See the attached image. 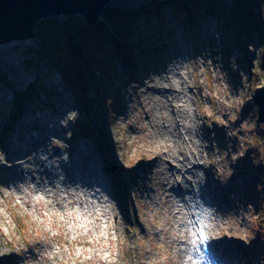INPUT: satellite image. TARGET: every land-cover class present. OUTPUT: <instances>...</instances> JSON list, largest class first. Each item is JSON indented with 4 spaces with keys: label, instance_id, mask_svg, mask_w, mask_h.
<instances>
[{
    "label": "rangeland",
    "instance_id": "1",
    "mask_svg": "<svg viewBox=\"0 0 264 264\" xmlns=\"http://www.w3.org/2000/svg\"><path fill=\"white\" fill-rule=\"evenodd\" d=\"M185 1L178 9L167 0L111 2L106 9L119 12L120 19L111 20L110 31L124 29L127 48L121 50L115 37L113 59L100 64L109 74L97 80L101 91L94 101L80 92L79 98L72 96L71 87L34 53L39 46L35 36L0 44V264H80L77 252L67 254L69 248L88 250L95 241L87 236V245L81 238L72 242L76 233L61 228L63 216L50 197L51 186L43 198L39 190L30 191L31 182L17 178L19 170H4V158L20 155V150L13 153L20 145L28 148L27 156L56 149L63 164V148L89 146L88 166L95 175L105 174L111 188L103 179L95 187L111 198L101 217L110 224V241L103 240L101 247L111 248L107 253L118 264H210L201 251L199 226L224 264H264V124L258 122L252 100L254 88L264 84V0L251 2V11L262 16L256 22L262 33L253 30L255 21L242 24L239 15L245 13L239 6L244 0H222L219 16L210 15V6L201 2L194 13ZM77 16L84 25L85 19ZM164 23L179 36L167 49ZM125 54L137 66L132 68ZM91 67L99 75V66ZM176 67L178 78L172 74ZM166 76L183 93V80L196 86L193 91L202 90L205 99L198 101L193 92L173 94L175 100L187 99L185 109L195 117L184 113L183 122L168 120L175 104L166 102L167 94L158 87L166 85ZM20 96L24 98L17 104ZM27 107L35 115L47 113V122H19ZM22 123L32 138L20 135L14 142L13 130ZM183 123L198 129L207 145L204 160L193 156H198L193 143H181L177 131ZM187 133L185 138L194 134ZM202 161L209 168L205 198L198 192L203 184L196 174L204 176L200 167L190 173L182 169ZM176 173L187 177L174 183ZM34 198L43 207L26 204ZM60 202L64 206L66 199Z\"/></svg>",
    "mask_w": 264,
    "mask_h": 264
},
{
    "label": "bare ground",
    "instance_id": "2",
    "mask_svg": "<svg viewBox=\"0 0 264 264\" xmlns=\"http://www.w3.org/2000/svg\"><path fill=\"white\" fill-rule=\"evenodd\" d=\"M171 19V18H170ZM166 28L163 29L162 36L166 39L164 42L167 44V46L164 49H167L169 46H175L176 41L179 38L178 34L172 31V28L166 26L167 24H163ZM169 45V46H168ZM164 54V52H162ZM177 63V61H176ZM178 67L173 69L172 74L174 77H179V71L177 70ZM171 72V70H170ZM159 79L162 80V78L158 75ZM165 84H160L158 86L161 88L167 95L165 96L166 102L168 103H174L175 107L173 106V112L172 114H169L168 120H172L174 122L177 121V119L181 120L183 122V115L184 113H189L185 109V103L184 98L181 100L180 98H176L174 92L177 90V87H174V85L171 84V80L168 76L164 78ZM183 82L186 84L187 92H182V90L178 89L177 93L181 92V96L188 95L189 92H193L194 96L196 97L195 100H199V97L204 100L205 95L201 93L202 90H199V93L192 90V88H196L195 85L189 84L188 81ZM184 87V86H183ZM156 91V90H155ZM219 94V93H218ZM170 96V99L167 97ZM190 99L189 101H193L190 96L187 97ZM220 100V96L217 98ZM185 100H187L185 98ZM177 101H181L180 104L177 103ZM153 109V108H151ZM176 112L178 113L176 115ZM161 116H163L162 113H160ZM189 115L195 117L193 113H189ZM49 116H47V113H40L39 115L32 114L31 107L25 108L23 111V114L21 118L19 119V122L29 123L33 121H38L43 123L44 121L47 122ZM178 117V118H177ZM45 119V120H44ZM52 121V120H49ZM23 123L19 126H16L13 130V136L12 140L14 139V142L17 138L20 137V135H25L24 138L26 140H30L32 137L29 132L23 131ZM182 125V128H181ZM179 125L177 133L180 135L181 143H187L190 145L193 143L194 147L198 149V156L194 154L193 156L197 161L204 160V150L207 148V145L204 144L203 141H201V135L198 132V129L195 128L194 125L186 126L184 123ZM165 127H167L165 125ZM182 129H184V132H182ZM194 132L193 136L185 138L183 135L188 134L187 132ZM191 130V131H190ZM40 137V135H38ZM192 137H195L194 140ZM207 138V137H206ZM211 138V136H208V139ZM11 140H9V143ZM30 142V141H28ZM229 142V141H228ZM88 145H85L84 147H76V149H71V147L63 148L65 152L66 162L67 164L61 163V157L58 156V151L56 149H43V152L41 155H38L35 153V155L27 156L26 153L28 151V148L24 145H20L17 148L13 150V153H15L17 150L22 151L20 155L13 154L6 158H4V161L2 163V166L4 170L11 172L12 169L16 168L18 171V175H20V180H28V182H31L32 186L29 187L30 191L39 190L40 193L44 195L43 198L49 196L47 194L48 188L47 186H51V188L54 190L52 191V194L50 193V197H53L56 201L55 204L58 206V210L61 212V215L63 216V220L60 222L61 228L65 229L68 232L76 233V237L72 239V242L74 240H78L81 238L83 243L87 245V236H93L95 238V241L92 242L90 245L91 248L88 250H85L84 248L73 249L72 247L69 248L70 252L67 254H72L74 252L76 253V256L78 259H82V263L80 264H118V260L113 259V256L111 252H108L111 248L108 247H101L102 241H110L109 237V231L110 230V224H107V220H101L105 215L107 214V211L110 207V200L111 198L109 196L102 195L96 191V185L98 184L97 181H100V179L104 181L106 184L107 189H110V183L108 182V178L105 174L101 173L100 175H95L93 170L91 169L92 166H88V162L86 161L88 156V152H90L88 149ZM203 148V149H202ZM71 150L74 151L75 156L72 155ZM87 150V151H85ZM193 152V151H192ZM195 153V152H194ZM78 157L79 162H76L75 165L73 164L74 158ZM30 158V160H29ZM49 160L46 162V160ZM38 165V166H35ZM196 167H200V170L203 171V177L200 174H196V178L198 179V182H202V186H200V189L198 192L199 195L202 196V198L208 197V191L207 188L209 187V184L207 183V172L208 167L205 162H198L196 165L191 166V168L188 166H184V171H187L190 173L192 170H194ZM60 169L57 171V169ZM90 168V169H89ZM25 173V175H24ZM196 172H194L195 174ZM172 174V173H171ZM39 176V180L37 179ZM187 177V175H186ZM183 175H176L173 174L171 177L174 183H180L182 179L186 178ZM182 178V179H181ZM16 192H20V190H17ZM64 193V194H63ZM199 196V197H200ZM65 198L66 203L64 206H62L61 199ZM172 200V199H171ZM109 203V207H108ZM26 204L29 206H40L43 207V204L41 203L39 198H34L33 200H27ZM178 205V203H175ZM199 203H196L195 207L197 208ZM107 205V206H105ZM116 206L115 204H113ZM37 208V212L40 216L43 217V222H47L49 220V217L44 216L41 214L39 209ZM102 217V218H101ZM101 220V221H99ZM201 221V219H197ZM67 221V222H66ZM66 225L69 226L66 227ZM102 233V234H101ZM109 244V243H108ZM215 245L213 244L212 247ZM215 248V247H214ZM217 253H219L218 249H215ZM60 254L62 253V250L59 251ZM224 256L225 254L222 253ZM230 257V256H229ZM223 258V257H222ZM138 264H145L144 262H138Z\"/></svg>",
    "mask_w": 264,
    "mask_h": 264
},
{
    "label": "trees",
    "instance_id": "3",
    "mask_svg": "<svg viewBox=\"0 0 264 264\" xmlns=\"http://www.w3.org/2000/svg\"><path fill=\"white\" fill-rule=\"evenodd\" d=\"M167 1L170 3L173 9L183 7L181 0ZM192 1L195 4L190 5L191 0H186L184 5L187 3L190 11L194 13H196L195 10L199 7V2H201L203 5L207 4V7L210 6V11L212 12L210 15L212 16H219L223 12L221 11L222 5L220 4L222 3V0ZM251 2L252 0H244V2L242 1L240 3L239 8L243 9L244 13L247 15L241 14L239 15V18L245 27L246 25L255 21L254 24L257 28L253 27V30L257 29L258 31L256 33H262L263 29L260 30L259 28L261 24H257L258 22H261L259 21V17L262 16H256V14L253 13L254 11H251ZM118 14L119 12L117 13L112 8L105 9L102 15L103 20H100L94 27L89 26L86 23L81 25L79 22L80 18L77 15L46 17L35 23L36 26L34 28V35L39 46L35 49L34 53L40 56V58L43 59L47 64L51 65L61 76L67 86L71 87L72 96L74 98H79L80 93H82L88 99H91V101H94L96 97H99L101 84H97V80L107 79V74L109 73H107L105 67L102 66L104 62L108 63L107 61H111L113 59L115 48L112 47V42L115 40V37L117 41H120V44L123 45L121 50L127 48V45L124 44V42L127 41L126 31L121 29V27H116L117 30L114 33L113 31H110L111 20L120 19ZM207 14L209 13L207 12ZM263 18L264 17H262V19ZM249 30L253 32L252 29ZM252 32L251 34H253ZM86 33L88 36L84 37ZM78 36H82L84 43H80ZM92 43L95 44L93 45L95 47L93 49H89L88 47H92ZM125 58L128 63L132 62V68L137 66V63L133 62L131 54H125ZM91 63L99 66V75L94 74L95 72H93ZM0 78H2V76H0ZM23 98L24 96H20L18 98L20 102L17 104H21ZM262 150L264 151V148Z\"/></svg>",
    "mask_w": 264,
    "mask_h": 264
},
{
    "label": "water",
    "instance_id": "4",
    "mask_svg": "<svg viewBox=\"0 0 264 264\" xmlns=\"http://www.w3.org/2000/svg\"><path fill=\"white\" fill-rule=\"evenodd\" d=\"M113 0H0V44L25 40L35 35V26L46 17L80 15L96 26ZM252 100L257 118L264 124V84L254 88Z\"/></svg>",
    "mask_w": 264,
    "mask_h": 264
}]
</instances>
